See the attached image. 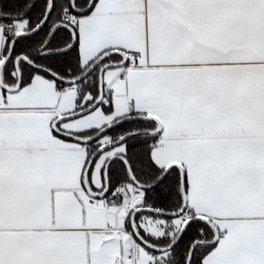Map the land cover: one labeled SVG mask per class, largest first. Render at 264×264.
I'll return each mask as SVG.
<instances>
[{
    "label": "crops",
    "instance_id": "0c3cea01",
    "mask_svg": "<svg viewBox=\"0 0 264 264\" xmlns=\"http://www.w3.org/2000/svg\"><path fill=\"white\" fill-rule=\"evenodd\" d=\"M74 25L84 67L114 51L141 58L105 72L107 109L61 130L101 129L129 108L157 118L151 159L183 168L187 212L172 223L142 217L141 229L158 238L202 217L220 231L203 264H264V0H92ZM15 26L0 23V65L26 22ZM78 108L76 85L39 74L16 91L0 86V264H155L127 229L142 191L127 186L132 201L93 199L83 185L87 149L53 131ZM125 154L119 146L96 161L95 192L107 161Z\"/></svg>",
    "mask_w": 264,
    "mask_h": 264
},
{
    "label": "trees",
    "instance_id": "16d2710c",
    "mask_svg": "<svg viewBox=\"0 0 264 264\" xmlns=\"http://www.w3.org/2000/svg\"><path fill=\"white\" fill-rule=\"evenodd\" d=\"M48 2L49 0H0V23H6L7 25L9 23L16 24V22L25 21L26 27L24 29V32L31 31L35 29L43 20L47 11ZM74 2L75 7L73 8V0H54L53 11L43 29L33 36L22 38L17 41L14 49V54L4 68L3 78L6 84L8 82L9 76H11V78H14V85H16L17 83L14 59L19 55H23L27 57L31 62L53 71L63 79H74L81 76L96 61L94 60L86 67L82 66L79 55L78 35L75 25H70L73 28L76 38V42L73 48L66 52L59 53L61 50L68 48L73 43V34L71 33V31L67 30L66 28L60 27L56 29L47 47L43 49L45 43L52 33L53 28L58 25L67 24L63 21V13L65 11H73L77 13L78 16L86 14L89 10L92 0H75ZM15 36L16 35H10L8 37L4 56L7 55L10 44ZM106 62H109V60L101 63L85 79L75 84L77 87V104L79 105L77 112L90 107L96 101L99 95V72L101 67ZM20 68L22 74V86L29 84L32 77L36 74L42 75L55 81L57 86L61 88L72 86L60 83L54 80L48 74L37 71L23 62H21ZM88 95L91 96V99L85 101ZM99 107H104L105 109H107L106 107H108V105H104L103 103H101ZM134 116L140 115L130 113L125 118ZM103 128L90 130L75 135L82 138H88L96 135ZM156 128L157 125L152 121L126 122L110 130L96 141L89 144H81V146L87 149L88 153L90 154V160L91 157L101 147L115 142L133 131L154 130ZM158 137L159 134L136 135L126 140L121 145L125 146L126 154L124 155V157L129 162L135 178L139 183L143 185L153 184L164 172V170L156 167L151 159V153L155 147V143ZM109 180L110 191L106 198L112 197L114 198V200H116L117 203H119L120 200H118L119 196L115 190L119 187L120 184L130 185L133 186V188L137 189L130 180L125 165L120 161H115L110 166ZM142 195V207L144 208L157 209L168 213L179 211L182 206V193L180 189L179 171L173 169L156 187L150 190L142 191ZM142 217L163 218L169 223H172L175 218L162 217L153 214H140L137 216L136 224L140 234L146 241L155 246L165 247L170 245L175 240L178 232L181 229L180 227L178 229V232L171 234V231H173L174 228L169 227L168 229H166V232L162 237L155 238L146 234L141 229L139 220ZM130 218L131 215L127 220V229L132 233ZM214 237V231L210 227L201 222H195L190 225L180 242L170 251L153 252L146 249L138 241L136 242L140 247L146 249L154 255L155 264H186L190 248L196 241H210L213 240ZM213 248L214 246L199 245L195 249L191 264H203L204 259L212 251Z\"/></svg>",
    "mask_w": 264,
    "mask_h": 264
},
{
    "label": "water",
    "instance_id": "95a60500",
    "mask_svg": "<svg viewBox=\"0 0 264 264\" xmlns=\"http://www.w3.org/2000/svg\"><path fill=\"white\" fill-rule=\"evenodd\" d=\"M74 1L75 0H73V8L75 7ZM53 6H54V0H49L46 14H45L43 20L41 21V23L35 29H33L31 31L22 32L20 34H17L14 37V39L12 40V42L10 44L9 51H8L7 55L5 56V58L3 59L1 65H0V86L6 91H16V90L21 88V86H22V74H21V68H20L21 62L29 65L31 68H33L37 71L48 74L50 77H52L54 80H56L60 83H63L66 85H75L78 82L85 79L101 63H104L105 61L110 60L113 57L121 58L120 62H106L101 67L100 72H99V95H98L96 101L90 107H88L82 111L75 112L74 114H71L69 116H65V117H62V118L56 120L53 124V131L56 134H58L59 136L64 137L66 139H69L75 143L89 144V143H92V142L96 141L97 139L101 138L104 134H106L110 130H112V129H114V128H116V127H118V126H120L126 122H131V121H152V122H154L157 125V128L154 130H136V131H133V132L127 134L126 136L122 137L121 139H119L115 142H112L110 144H107V145L101 147L91 157V159L89 160V162L86 166L84 178H83L84 189L88 193V195L91 196L93 199L99 200V199L106 198L109 191H110L109 169H110V166L112 165V163L115 161H120L125 165L126 170L128 172V175L130 177V180L132 181L134 186L137 189H139L140 191H146V190L153 189L159 183H161L173 169L178 170L180 173V189H181V193H182V206H181L180 210L177 212L168 213V212L157 210V209L144 208V207H142L143 198H139L134 204L135 210L131 214L130 223H131L132 234H133L135 240L138 241L141 245H143L146 249L151 250L153 252H167V251L172 250L180 242V240L182 239V237L184 236L185 232L190 227V225L195 223V222H201V223L207 225L208 227H210L214 231V234H215L214 239L210 240V241L198 240L191 246L190 251H189V255H188V258L186 261V264H191L195 249L199 245L215 246L219 242L220 231L212 221L205 219V218H202V217H197V216L188 219L185 222V224L182 226L180 231L178 232L175 240L170 245L165 246V247L155 246V245L149 243L148 241H146L144 239V237L140 234L138 227H137V224H136V218L140 214H153V215H158V216L168 217V218H178V217H180L186 213L187 193H186V185H185V174H184L183 168L180 165L174 164V165L167 167L164 170L163 174L158 178V180L156 182H154L153 184H150V185H143V184L139 183L137 181V179L135 178L133 171L131 169V166H130L129 162L127 161V159L124 156L117 155V156L111 157L105 165V168H104V190H103V192H101V193L95 192L89 184V176H90L91 170L93 169L95 161L102 154H104L108 150H111V149H114V148L121 146L126 140H128V139H130L136 135H143V134L157 135V134H159L161 132L160 121L157 118L152 117V116L128 117V118L121 119L117 122H114L111 125L106 126L102 130H100L96 135L88 137V138H82V137L76 136L75 134L64 132L59 127L63 122L85 116V115L93 112L94 110H96L100 106L102 99L104 97V92H105L104 74L109 69L124 67L127 64V56L125 54H123L121 52H116V51L104 54L103 56L98 58L86 70V72L84 74H82L81 76L74 78V79H63V78L59 77L57 74H55L53 71L31 62L27 57H25L23 55H19V56L15 57V59H14V66H15V72H16V77H17V83L14 86H8L5 83L4 78H3L4 68H5L6 64L11 60V58L14 54V49H15V45H16L17 41L19 39H22V38L33 36V35L37 34L38 32H40L43 29V27L47 24V22L50 18V15L53 11ZM60 27L66 28L67 30L71 31V33L73 34V43L68 48L61 50L59 53L66 52V51L70 50L71 48H73V46L76 42V38H75L73 28L68 24H62V25H58V26L53 28L52 33L49 36L47 42L45 43L43 49H45V47H47L50 39L52 38V36L54 34V32L56 31L57 28H60Z\"/></svg>",
    "mask_w": 264,
    "mask_h": 264
},
{
    "label": "built area",
    "instance_id": "2783aa9c",
    "mask_svg": "<svg viewBox=\"0 0 264 264\" xmlns=\"http://www.w3.org/2000/svg\"><path fill=\"white\" fill-rule=\"evenodd\" d=\"M79 16L77 13L73 12V11H65L63 13V21L65 23H67L68 25H74L77 20H78ZM16 26L14 23H9L6 25V29L7 31H12L15 30ZM140 55L139 54H130L127 58V65L129 66H134L140 59ZM110 102V96L109 95H104L102 102L104 105H109ZM133 110L132 108L128 109V113H132ZM88 156H90V154H88ZM116 193L121 196L124 200L126 201H132V197L129 193L128 187L126 184H120L118 188H116ZM92 204H95L94 201L91 202ZM127 253L129 254V257L131 259H136V249L133 247L131 249L127 250Z\"/></svg>",
    "mask_w": 264,
    "mask_h": 264
},
{
    "label": "rangeland",
    "instance_id": "374dc122",
    "mask_svg": "<svg viewBox=\"0 0 264 264\" xmlns=\"http://www.w3.org/2000/svg\"><path fill=\"white\" fill-rule=\"evenodd\" d=\"M19 25H20V27H23L24 24H23V23H20ZM127 186H128L129 188H132L130 185H127ZM172 227H173V226H172ZM177 232H178V231H177ZM140 248H141V247H140Z\"/></svg>",
    "mask_w": 264,
    "mask_h": 264
}]
</instances>
